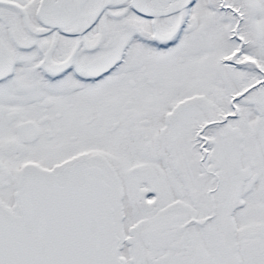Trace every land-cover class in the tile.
<instances>
[{
  "label": "snow or ice",
  "instance_id": "6c2138e0",
  "mask_svg": "<svg viewBox=\"0 0 264 264\" xmlns=\"http://www.w3.org/2000/svg\"><path fill=\"white\" fill-rule=\"evenodd\" d=\"M0 264H264V0H0Z\"/></svg>",
  "mask_w": 264,
  "mask_h": 264
}]
</instances>
